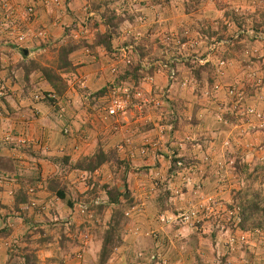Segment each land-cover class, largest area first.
Returning <instances> with one entry per match:
<instances>
[{
    "label": "rangeland",
    "instance_id": "obj_1",
    "mask_svg": "<svg viewBox=\"0 0 264 264\" xmlns=\"http://www.w3.org/2000/svg\"><path fill=\"white\" fill-rule=\"evenodd\" d=\"M141 1L151 3L152 6L150 5L149 8L152 9L144 10L143 18L136 9L132 10L130 12L132 16L137 12L135 18L138 21L135 22L138 25L134 23L130 27V25L123 24L119 34L124 35L125 38L123 39L125 40H117L114 45L116 48H124L123 43L130 38L127 36L129 32L132 28L139 27V33H135L133 44L130 46L136 48L137 45H143L145 47L148 55L142 62L143 67L149 69L150 65L158 64L156 59L159 58L161 51L164 52L165 50L163 62L166 66L170 65V61L179 59V62L172 65V69L175 71V79L170 82V68L157 67L154 70L153 81L144 80L137 91L143 94L142 98L147 99L148 103H154L155 106L145 105L142 100H139L142 102L132 101L133 105L126 110L124 115L118 118L121 128L118 132L113 133L110 122L101 123L103 119H99L97 122L98 113L96 112L93 115L88 113L93 107L90 105L87 95L99 91L108 84L109 80H112L114 76L112 73H116L115 65L119 62L121 65L127 55L126 52L118 56L119 61L117 63L113 59L111 63L107 64L108 59L101 57V60L96 62L97 65L95 66L90 65L91 63L84 64L83 61L76 58L75 61L79 64L76 70L79 67H84V70L80 72V75L76 72V76H72L70 80H67L69 87L72 89V91L68 89L71 94L65 95L55 104H51L43 97L44 91L40 90L39 85L35 83L40 80L44 82L40 78V74L31 76L29 81L34 85L36 84V86L31 91L32 95L29 94L30 98L39 94L41 97L39 104L46 103L47 105L44 113L41 112L40 108V114L35 117L36 121L40 120V123H34V125L37 126L38 124L42 127L44 131L38 134L37 128H35L33 133L29 131L31 133L28 134L30 135L29 138H17L18 142L13 145L17 150L12 153V157H14L12 163L11 158H9L11 156H6L9 181L1 184L7 188V193L2 198L0 197V229H3V227L12 229L14 227L15 230L18 229V232H16V238L12 236L13 234L11 235L14 238L13 242L11 237L9 239L0 237V255L3 258L0 264H17V256L22 257V255L30 253V250H23L26 247L31 250L38 247L35 248L38 250L34 252L37 264H96V255L99 251V235V238L94 237V234L86 236L85 244L72 248V255L70 257L66 256L63 261L58 246L59 227L51 229L50 233L54 241L49 243H28L25 241L24 235H20L21 229L30 228L32 225H37L36 223L54 222L57 225L64 223L67 234L72 230L80 238L92 229L101 230L100 233H102V230L110 223L113 207L104 210L101 222L96 212L97 207L108 205L107 195L101 189V186L112 179V172L107 167L96 170L91 175L68 172L65 165L57 166L52 161L57 158H52L49 154L48 148L55 147V145L52 146L51 135L56 132L59 134V128L66 120L67 123L70 122L73 132L77 135V137H72L73 141L76 142V145L78 142L81 144L80 148L76 147L75 144L71 143V140V142L56 150L60 158L66 155L70 157L69 165L75 163L80 157L95 151L100 133L103 134V141L110 139L107 146L112 148L122 149L120 146H123L122 144L126 139L128 140L126 141L130 149L129 152L127 151L131 163L130 169L136 167L139 170L131 173L129 177L131 197L134 203H138L135 207L133 206L134 208L132 207L133 209H130L129 214H126L130 222L122 227L128 251L132 244L141 250L142 245H144L140 244L141 239L147 233L151 235L156 231H166L168 236H164V239H169L170 245L173 246L172 249H176L180 254L181 251L184 252L190 247L188 246V239L191 236L196 237L194 229H201V226L204 228L203 222L209 221L207 223L211 227L206 235L216 239L217 250L220 249L219 251H221V254L219 253L217 256L220 264L221 259H224L227 253L240 254L238 258L242 261V264L245 260L253 264L248 258L251 254L257 258L261 256L264 260V233H261V231L258 236L251 234V232L257 231L255 229L262 230L256 228V226L264 223L261 222L264 221V170H262L264 168V127H261L260 123L252 117L255 113L264 115V43H251L250 40H254V38L248 34L246 35L249 40L244 38L234 42L238 35L243 34L245 31L255 33L250 27H255L258 31H264V24L261 23L264 21L262 20L264 18H261L264 15V0ZM63 2V0H59V4L54 5L51 2L43 3L41 0H0V83L5 89L12 88L14 92L19 88L17 91L21 92L22 95L28 93L23 70L19 67L15 68L20 65L18 63L21 62V54L17 55L18 50H12L10 47L11 44H17L15 38L19 33L28 38L26 44H17L20 48L23 47L28 51L25 56L29 55L28 58L34 59L42 66L52 65L56 56L54 49H57L59 41H63L66 35H69V32L66 34L67 28L63 30L64 26H61L64 35L66 34L65 36L60 35L58 31L49 32L45 28V30L43 29L45 31L43 40L40 37L34 40H31V38L42 31L40 29L43 28L36 23L38 22L37 19L41 18H35L39 14L40 8L38 6L41 5L49 10L51 9L49 13L59 16L61 13L63 15L66 10ZM3 3H7L8 6L4 8ZM129 6H131L130 2ZM135 7L136 5H134ZM188 7L191 8L189 13L186 11ZM9 8L10 10H8ZM30 9H32L31 12H29ZM164 11L170 13V19L167 22H165ZM47 14L48 11L46 10L44 15ZM44 15L43 24L46 23ZM13 16L14 18H12ZM234 17L238 18L239 21H244L248 27L247 30H244L243 33L242 31L239 32L237 27L234 26ZM55 19L53 21H57ZM12 20L14 22L11 23ZM127 20L129 21V19ZM139 20H141V23ZM141 24L145 25L142 26ZM91 30L87 28L85 30V36L89 37L88 39H92L90 38ZM179 30L183 31L187 43L178 44ZM220 37L222 39H218ZM45 38L49 40L44 42ZM6 40H8L7 43ZM52 40H55V42H52ZM170 41L175 44H170ZM50 42L52 45H50ZM221 42L222 44L209 55L211 44ZM49 48L51 50H48ZM10 53H13V56L16 54V56H10ZM102 53L106 52L103 51ZM207 55L210 60L205 63L204 59ZM198 59L203 60L205 64ZM182 60L189 62L195 60L203 66L209 64L213 69L214 86L218 89L216 90L214 86L212 89L205 88L204 91L201 90L200 96L196 95L199 88L190 79L189 70L180 64ZM220 61H225L228 64L221 70L216 68L217 63ZM111 70H114V72H111ZM45 84L47 85V83ZM131 84L123 86L125 89H129L130 86H133ZM167 85L169 86L168 90ZM231 92H234V95H230ZM168 93L170 95L166 98ZM236 101L241 102V104L237 105ZM99 102H102V100H99ZM160 104H162V107H166V110L172 112L176 110L178 112L181 118L177 121L175 127H161V123L171 121V116L166 113L167 120L163 119V116L161 117L165 112L157 110V106ZM194 107H202L208 110L204 113L208 116L207 122H202L201 119H196L195 123L190 122V119H193L191 112ZM249 110L253 111L252 116L249 114ZM153 113L156 116H153ZM43 114L45 115L43 116ZM153 117H155L154 120ZM89 125L92 128H89ZM67 129L70 131L69 127ZM198 129L200 130L197 131ZM64 130L62 128L60 133ZM226 131L229 134L227 133L228 135L225 137L222 133H226ZM234 133L246 134L249 139ZM232 134H234L233 137ZM220 135L222 137H219ZM8 140H11L10 136ZM119 140L123 141L117 142ZM186 148L194 149L197 152L196 158L194 153L191 154V158L196 159L195 164L188 166L185 171H182L183 174H180L176 179L170 175L166 185L160 187L167 178L170 166L169 157H172L173 152H181ZM24 149H31V151L24 153L22 152ZM201 153L203 156L200 159L199 154ZM32 154L33 156H30ZM250 156L251 158H249ZM166 157L168 158L166 159ZM247 157L249 160H247ZM25 158L30 159V165L32 164L28 168L27 174L36 178L39 172L47 176L45 178H48L49 181L57 179L60 186L66 185L67 189L72 192L73 197L77 198L78 202L74 206L80 202L88 204L91 207L90 212L80 213L65 209L63 204L55 201L54 197H51L48 192H45L47 198L43 210H36L33 204L20 205L19 208H16L15 197L17 194L14 195L12 190L14 192L21 190L20 183L24 185L25 180L22 179L26 171L23 170L20 173L23 177H20V174L19 178L14 177V171H17L15 162H21ZM140 161L144 162V166L139 165ZM40 162L44 164V167ZM244 166L246 167L244 168ZM2 177L7 178L5 174ZM151 182L148 192L145 188H148ZM11 183L14 184V188L16 186L15 189L17 190H14L13 185L9 187ZM95 185L98 188V195L92 199L88 192L92 191ZM116 187L121 193L120 199H124L122 195L126 193V189L122 182H118ZM166 189L170 191L167 201L155 205L153 201L158 198L159 194L164 197ZM203 195H205L204 198L209 196L212 199L211 202L207 201L209 203L207 205L213 206V208L219 206V213L216 216H210L208 220H204L201 215V205L203 203L199 201H202ZM32 197L30 195V201L33 203L35 199L33 200ZM94 201L103 202V204L96 205L93 203ZM249 202H252V205L256 208L258 205V212L253 213L251 218L246 220L245 213L247 211L244 207H247ZM76 207L78 208V206ZM237 207H239L238 212L243 215L241 226L237 224V220L224 217V211L227 208ZM192 212L196 216L198 215V220L195 216L196 219L191 223V226L183 217L187 214L191 215ZM214 214H216L215 211ZM85 223L89 227L81 229ZM48 230L49 228L45 229V231ZM237 230L244 231L245 239L243 242L236 243L237 245H231L228 241L231 236H235ZM176 232L178 234L174 236ZM236 236L238 235L236 234ZM161 242L164 244L163 240ZM207 242L210 243L209 240ZM3 243L8 244L9 247L15 244L17 247L8 249V246L4 247ZM164 246L165 244H157L147 254L145 250L139 251L138 255L145 254L144 258L142 257L144 262L142 260L134 264H161L159 261H152L150 256L152 254L159 255L160 259L165 261L164 251L167 248L165 247L164 250ZM244 248L246 249L245 253L243 252ZM224 252L225 254H223ZM114 253L108 264H129V261L124 263L123 253L122 255L120 251ZM228 263L230 262L228 261ZM260 264H264V262Z\"/></svg>",
    "mask_w": 264,
    "mask_h": 264
},
{
    "label": "trees",
    "instance_id": "obj_2",
    "mask_svg": "<svg viewBox=\"0 0 264 264\" xmlns=\"http://www.w3.org/2000/svg\"><path fill=\"white\" fill-rule=\"evenodd\" d=\"M113 2L114 0H111L110 2H106L107 4L106 11L101 15L100 24L103 25L105 28L103 32H101L100 30H97L94 33V37L92 39H88L86 37L81 36V38L78 39L79 42H77V40L75 39L76 36L74 35L73 31L78 30V28L77 26H75L77 24L76 21H74L75 19H73L74 22L72 26L67 28L66 30V34L69 32V35L65 34L66 35L65 39L59 43V45L56 47L57 49H54L56 56H55L54 61L52 62V65L49 64V66L48 65L42 66L34 60H28V61L21 63L17 67H15V68L19 67L23 70L24 79L26 82L29 81L28 79H30V75H35L38 73L40 74L39 75L40 78L45 83H47V85L51 89L50 91L43 92V95H44L43 97H45V99L49 101L51 104H55L56 102H58L59 99L63 98L66 95L68 88H69V84L67 83V80H70L72 76H76V67L78 65L76 66L74 65L73 55L75 52L85 51V50L88 52H92V55L94 56V61L96 63L101 60V55L98 52V50L103 49L106 51V54L108 55L106 56V58L108 59L107 64L111 63L113 59L115 63L119 61L118 56H121L122 52L120 48H116V49L113 48L112 41L114 39V36H117L119 34V31L121 30L122 25L127 21V19L132 20L134 18V16L129 15L130 13H128V11L130 10L131 12L132 10H134V5L138 4L139 1L137 0V2L132 3V0H129L131 4L130 9H129V6H127L128 4L123 5L122 7H118V6L112 7L111 4ZM186 11L187 13L191 12V8L188 7ZM14 16L16 15L14 14ZM14 16L12 18H14ZM261 18H264V15H262ZM90 20H92V18L89 19V21ZM234 20H235L234 26L237 27V30L239 32L247 30L248 27L246 26L244 21H239V19L236 17H234ZM12 22H14V20H12L11 23ZM261 23L264 24V21H262ZM250 28L254 30L255 32L254 34H258V33L264 34V31H258V29H256L255 27H250ZM127 36H129L130 38L123 43L124 47L128 48L126 50L127 55L124 57L121 65L119 64L120 62L115 65L116 73L115 72L112 73L114 75L112 80H109L108 84L102 87L99 91L87 95L90 105L93 107V109L88 111L90 115H93L94 113L97 112L98 115L102 116V118L105 117L104 107L109 104L110 98H112L111 93L113 92L114 89L115 90L119 88L123 89L124 88L123 85L132 83L131 85L133 86H130V88L128 89L127 95L130 98L134 99L136 92L140 89L141 82L146 80L148 77L154 78V75H155L154 70H156V68L159 66L162 67V65L158 63V64L150 65L149 69L144 68L142 65V62L145 58H147L148 52L146 51L143 45H137L136 48L130 46L131 44H133V38L135 37L134 33L129 32ZM178 36H179L178 44L187 43L186 42L187 38L184 37L185 35L182 30H179ZM244 38L248 39V36L244 33L240 34L238 35V37L236 38L234 42L240 41L241 39H244ZM218 39H222V38L220 37ZM45 40L47 42L46 38L44 39V42ZM5 42L7 43L8 40H6ZM250 42L253 44H257V43H260L261 41L254 38V40H250ZM170 44H175V43L170 41ZM50 45H52V43ZM10 47L12 50H19V51L22 50L20 46L17 44L15 45L11 44ZM48 50H51V48H49ZM164 53H165V50L164 52L161 51L159 58H157L156 60L164 61ZM180 64H182V66L184 65V67H186L189 70L190 79L194 83L197 84L199 89L198 91H196V95L200 96L201 90L204 91L205 88H208V89L213 88L214 83H215V78L213 76V71H212L213 69L209 64L204 65V66L199 65V63H197V61L195 60L191 62L182 60ZM112 71L113 70H111V72ZM168 89H169V86L167 85V90ZM3 90L7 91L6 89H3ZM169 95L170 93L167 94L166 98H168ZM5 97H3L2 99L4 100ZM99 100H102V102H99ZM146 105L155 106L154 103H148ZM157 108H158L157 109L158 111L165 112L164 115H161V117L163 116V119L167 120L166 113H169V115L171 116L170 117L171 121H169L168 123L166 122L161 123V127H164V128L168 126L175 127L176 124L178 123L177 121L179 120L178 112H176V110L175 112L166 110V107H162V104L158 105ZM174 116H176L175 120H174ZM192 116H193L192 117L193 119H190V122L195 123L197 118L196 116L193 115V113H192ZM116 120H118L116 117H110L106 120L103 119V122L105 121L110 122L109 124H111V127H112L111 131H113V133L118 132L119 129L121 128L119 123ZM88 127L92 128L90 127V125ZM67 128L68 127H65L64 129L68 130ZM70 134L71 132L64 133V131H62L61 133V135L64 137H67ZM109 140L110 139L103 141V134L100 133L98 135L97 146H96L95 151L89 155L80 157L75 163H70V165H69L70 157H68L67 155L61 158L52 160L53 162L56 163L57 166L65 165L67 167L68 172H80V173L91 175L96 170L103 169L106 167L108 168L109 171L112 172V175H113L112 179L108 181V183H105L101 186V189L105 191L107 195L106 197H107L108 205L97 207L98 209L96 212L99 215L100 222H101L104 210L109 207H113L112 216L110 217V221H109L110 223L105 229L102 230V233H100L101 230H98V229H92L90 232L87 231L88 235L94 234V237L97 238L98 235L100 237V238L98 237L100 240H99V251L97 252V255H96L97 257L96 264H108V262H110V260L112 259L111 257L114 256L115 254L114 252H117L121 247L126 245L125 235H123L122 227L124 224L130 222V219L127 218L126 214H129L130 209L133 206L135 207L136 203H138V202L134 203L131 197L132 196L131 192H130V188H131V183L129 180L130 174L135 173L136 171L138 172L139 170H137L136 167L133 169H130L131 163L129 162V159H128L129 158L128 152L130 150L129 146L127 145L128 140L126 139L127 141L125 140V142L122 144L123 146H120L122 149H117V147L112 148L110 146H107L108 145L107 142ZM6 141H9V140H6ZM122 141L123 140H119L117 142H122ZM187 150H190V149L186 148L181 152L175 151L172 153V157H169L170 166L168 168L167 178L161 184L160 187L166 185L167 180L170 178V175L171 177L176 179L180 174H183L182 171H185V169H187L188 166H193L195 164L194 161L196 159L191 158V156L188 153L189 151ZM121 154L124 155V157H122ZM167 158L168 157H166V159ZM139 165L144 166V162L140 161ZM262 170H264V168H262ZM39 179L40 178H37L36 180H30V182L32 183V185H34L35 183L40 181ZM118 182H122V184L124 185L126 189V193L122 195L124 199H120L121 193H119L116 187ZM151 184L152 182L149 183L148 188L147 187L145 188V190H148V192H149V188ZM45 188L47 189L50 196L54 197L55 201L61 202L70 211H72L71 209H73L74 204L78 202L76 200L77 198L73 197L72 192L67 189V186L66 185L60 186V183L57 179H51V181L48 180ZM34 193L32 194L33 196L32 198L33 200L35 199L36 203L35 202L32 203L30 201L31 200L30 195H27V192L25 190L23 189L20 190L18 195H16L15 197L16 208H19L20 205L33 204V206H35V209H37L38 200L35 197L36 195ZM169 193L170 191L166 189L164 197L161 196V194H159L158 198L155 201H153L154 204L158 205V204L163 203L164 201H167V198L169 197ZM88 194L90 195V198L92 199L97 197L98 195L97 186L95 185L92 191L88 192ZM252 204H253L252 202L251 203L249 202V205H247V207H244L246 208L245 210L248 212V213L247 212L245 213L246 220L250 219L253 213L255 214L258 212V205L256 208ZM132 214H133V211H132ZM261 222H264V221H261ZM46 226L49 229H52L55 227L60 228V230L58 231V235H59L58 246L60 247L59 253L61 252L62 254L60 255L62 261H63V258H65L66 256L70 257L72 255V248L76 247L77 245L83 246L84 243H81L80 238H78L79 235L78 234L75 235V233H73L72 230H70V233H68L70 234V237H68V234L65 230L64 223L57 225V223L48 222ZM86 227L88 228L89 225L85 223L82 225L81 229H85ZM256 228L264 230V223L258 224ZM255 230H258V229H255ZM35 232L37 233H34V234L39 235L38 239L37 238L34 239L38 243H43V242L49 243L53 241V237H49V235L47 236V234L45 233L44 227L39 228V230ZM152 234L155 237L154 240H156L157 238L159 239V234H157L158 236L154 233ZM253 234L258 236L259 233L254 232ZM11 235H12V229L10 227H7V228L3 227V229H0L1 238L9 239ZM30 237H31L30 235L25 237V241L28 243H33L30 241ZM11 241L13 242L14 239H11ZM163 241L165 244L163 249L164 250L166 248L168 249V247L171 246L169 243V239H165ZM176 241H177V238H176ZM161 244L164 245L163 243ZM188 246L190 247L184 250V252L181 251L180 254L189 255L190 253L197 259L198 262H200V258L195 252L196 247L193 245V241H191V243L189 242ZM16 247L17 245L14 244L13 246L11 245L10 247L8 246V249L16 248ZM28 248L26 247V249H23V250L24 251L30 250V253L25 254L24 256L22 255V257L16 255L18 259L17 264H37V259L34 253L35 251H37V249L31 250ZM173 250H175L176 254H178V251H176V249H173ZM243 252L244 253L246 252L245 248L243 249ZM144 255L142 254L138 255V253H134L131 250L130 252H128L129 264H134L142 260H143L142 262H144V259H143ZM226 257H224V259H221L222 260L221 264H232L231 262L228 263ZM244 264H250V263L246 262L245 260Z\"/></svg>",
    "mask_w": 264,
    "mask_h": 264
},
{
    "label": "crops",
    "instance_id": "obj_3",
    "mask_svg": "<svg viewBox=\"0 0 264 264\" xmlns=\"http://www.w3.org/2000/svg\"><path fill=\"white\" fill-rule=\"evenodd\" d=\"M63 1H64L63 5H64V8L66 10H65V13L63 15L61 13L59 16L54 14V13H49L51 9L49 10L48 8H44V6L42 7L41 5L38 6L40 8L39 9V14H37L38 16H35V15L34 16H35V18L41 17V18L37 19L38 22H36V23L39 24V26L41 25L43 27L40 30H43V29L45 30V28H46V29H48L49 32L58 31L60 33V35L65 36L63 30L66 29V28L71 27L73 22L76 21L77 24L76 25L74 24V25L77 26L78 30H75L76 32L74 31V35L76 36V37L75 36L74 37L77 40V42H79L78 39H80L81 36L82 37H86L85 36L86 28L87 29H92L90 38L94 37V33L97 30H100L101 32H103L105 30L104 26L100 24V20H101V15L106 11V5H107L106 2H110L111 0H63ZM120 2L122 4H120ZM143 3H145V4H143ZM150 4L151 3H147L145 1H141L140 0L139 3L136 4V7L134 9H136V11L138 12V14H140L141 17L142 16L144 17V10L152 9V8H149ZM111 5H112V7L113 6L122 7L123 5L129 6V0H114V2ZM151 6H152V4H151ZM129 9H130V6H129ZM46 10L48 11V14L44 15ZM136 11H134V12H136ZM137 12H136V14H137ZM139 12H141V13H139ZM128 13H130V10L128 11ZM164 13H165L164 16H165V19H166L165 22H167L170 19L169 18L170 17V13H169V11L168 12L164 11ZM136 14H134V18L132 20H129V21L127 20L124 23V25L125 24L126 25H130V27H131V24H134V23L138 25V23H136L138 21V19L135 18ZM43 15L45 16V20H46V23H44V24L42 23L43 22L42 20H44L43 19L44 18ZM55 18H57V19H55ZM83 18H85V19H83ZM91 18H92V20L89 21V19H91ZM54 19L57 20V21H53ZM73 19H75V20L73 21ZM34 21H35V19H34ZM139 22L141 23V20H139ZM144 25L145 24H143L142 26H144ZM61 26H64L63 30L61 29ZM138 29H139V27L135 28V29L132 28L130 33H134V35H135L136 32L139 33ZM86 38H89V37H86ZM123 38H125V37L122 34L121 35L118 34L117 36H114V39L112 41L114 49H116V47L114 45L115 41L121 40ZM48 40L49 39L47 38V41ZM55 40H52V42H55ZM123 40H125V39H123ZM60 42L61 41H59V43ZM21 49L22 50H20V51L16 50L17 51L16 52L17 55L21 54V62L18 63V64H21V63H23L25 61H28V60H34V59H31V58H28L29 55L28 56L24 55L23 47ZM103 51H105V50H103V49H99L98 50V52L100 53L101 57L105 58L108 55L106 53H102ZM16 54L13 56V53H10V56L15 57ZM73 57H74L73 59H74V65L75 66L79 65L75 61L76 58H79V60L83 61L84 64L86 63L88 65V64L91 63L90 65H94V66L97 65V63H95V61H94V56L92 55V52H88L86 50L85 51H78V52L74 53ZM13 66H14V64H13ZM83 70H84V67L83 68L79 67L76 70V72H77L78 75H80V72L83 71ZM31 76H33V75H30V79H31ZM30 79H28V80H30ZM35 83L39 85V89L40 90H43V91H50L51 90L50 87L48 85H46L44 82H42L41 80L40 81H36ZM26 84H27L26 87H27V90H28L27 95H22L21 92H18L17 90H19V88H17V90L14 91V92H13L12 88H9L8 90L6 89L7 90L6 91L7 94H6L5 99L1 100V103H2V106H3V112H2V115H0V197L1 198L4 195H6V193H7L6 192L7 188L3 187V185H1V184H2V182H8L9 181L8 180V178H9L8 177V170L6 169V161H7V157H9V156H11V157H9V158H11L10 159L11 163L13 162L12 160H14L13 159L14 157H12L13 156L12 153H14V151L17 150V149H15V146H13L14 144H16L18 142L16 139L19 138V137L29 138L30 135H28V134L33 133L35 128H37V133L38 134L41 133V132L43 133V131H44L42 129V127L38 126V124L36 126V125H34V123L35 122L40 123V120L36 121L35 117L40 114V110H39L40 108H41V112L44 113L47 105H46V103L45 104L44 103L39 104V103L33 102V99L30 98L29 94L32 95L31 91L33 89H35L34 87L36 86V84L34 85L30 81H27ZM0 88H4L5 89V87L1 86V83H0ZM68 89H70V91H72V89L70 87ZM70 91H68L66 96L71 94ZM201 106L203 107V105H201ZM202 107L201 108H198V107L195 108L194 107V109L191 112V114L193 113V115L196 116V118L198 120L201 119L202 122H205V121L207 122L208 121V119H207L208 116L205 115L204 113L206 111H208V110L207 109H203ZM169 111H171V110H169ZM44 115L45 114H43V116ZM153 116H156V114L153 113ZM180 118L181 117H179V120H180ZM39 119H41V117H39ZM99 119L100 120L103 119L101 115H98L97 121H99ZM154 119H155V117H153V120ZM175 119H176V116H175ZM64 121H65V119H64ZM102 122H103V120H101V123ZM65 127H69L70 128V132H71V134L69 136H67V137L62 136L61 133H60V130L62 128H65ZM199 130L200 129H198L197 131H199ZM29 131H31V133ZM227 133L228 132L226 131V133L223 132L222 134H223V136L226 137L229 134V133L228 134ZM38 134H37V136H38ZM234 134L235 135H240L242 137L245 136L244 138L249 139V137H247L248 135H246V134H236V133H234ZM234 134H232V137H233ZM8 136L11 137V140L6 141V138ZM74 136L77 137V135L73 132V128H71L70 122L67 123V120H66L65 123H63L62 126L59 128V134L56 132V133H53V135H51V138H52L51 139V143H52V146L55 145V147L54 148L53 147L52 148L49 147L48 151L50 152L49 154L52 156V158H60L57 155L56 150L59 149L61 146L71 142V140H72L71 143L75 144L76 142L73 141L74 139L72 138ZM219 137H222V135H220ZM75 146L80 148L81 144H79V142H78L77 145L75 144ZM29 151H31V149L22 150V152H24V153H27ZM187 151H189L188 153H189L190 156H191L192 153H194L195 155L197 154V152L194 149H190V150H187ZM33 152H35V151H33ZM16 153H18V152H16ZM201 154H199V156H201L200 159L203 156V154L202 155ZM30 156H33V154L30 155ZM55 156H58V157H55ZM196 157H197V155L195 156V158ZM249 158H251V156ZM249 158L247 157V160H249ZM29 160L30 159L27 160L25 158L21 162H15L17 171L16 170L14 171V177H18L19 178V174L23 170L26 171V173H24L25 174L24 178L22 179V180H25V182L23 183L24 185H22L20 183L21 190L22 189L25 190L27 192V195H28V191L30 189H33L34 192L36 193V194L35 193L34 194L36 195V198L38 200L37 201L38 209H36V210H40V209L43 210L44 202H45V199L47 198V196L45 195L46 194L45 192H48L46 190V188H45L46 184L48 182V178H45L47 176H45L42 173L40 174L39 172L37 173L36 178L34 176H30L29 174H27L28 168L31 167V165H32V164L30 165L31 162ZM15 161H17V160L15 159ZM11 163H10V165H11ZM39 165H38V167H39ZM41 165L44 167V164L41 163ZM245 167L246 166H244V168ZM4 174H5V177H7V178L2 177ZM20 177H23V176L20 174ZM37 178H40L39 179L40 181L35 183L34 185H32L30 180H36ZM12 185H13V188H14V184L13 183H11L9 185V187L10 186L12 187ZM33 186H35L36 188L33 187ZM15 188H16V186H15ZM15 188H14V190H17ZM12 192L14 193V195H15V193L18 195V193H19L18 191L14 192L13 190H12ZM9 193H11V192L9 191ZM204 197H205V195L202 196V201L200 200L199 202H202V203L205 202V206L209 207V206H207V203H208L207 201L209 199L207 201H206V199L210 198V197L209 196H207V198H204ZM63 207L66 209V207L64 205H63ZM144 218H146V217H144ZM207 222H209V221H207ZM207 222H205V221L203 222V225H204L203 230L202 229H194L196 237H192L191 236L188 239V241L190 243H191L190 240L193 241V245L196 247L195 252L199 256L200 262H198L197 259L193 255H191L190 253H189V255L176 254L175 250L172 249L173 246L171 245L170 247H168V249H166L164 251V258L168 260V264H207V263L212 264L218 259L217 256H218L219 253L221 254V251H219L220 249L217 250V245H215L216 244V241H215L216 239L215 238L212 239V236L209 237L208 235H206L208 229H210V227H211L209 225V223H207ZM36 224L37 225H32L30 228H26L24 230L21 229L20 230V235L23 234L24 237H27L28 235H30L31 236L30 237V241L31 242H37L34 239H36V238L38 239L39 235L38 234H34V233H37L35 231H38L39 228H42V227H44L45 229L48 228V227L46 226L47 222H45V223H36ZM50 231H51V229H49L48 231H45V233L47 234V236L49 235V237H52V234L50 233ZM146 231L148 232V230H146ZM16 232H18V229L15 230V228L13 227L12 228V234H13L12 236L14 238H16L15 236H17ZM154 234H156V235L159 234V239L157 238L156 240H154L155 239L154 235L151 236V235H149V233H147V235L143 236L144 239L143 238L141 239L142 242L140 244H144V245H142L141 250H139V248L137 246H134V244H132V246L129 247V251H128L126 245L121 247L117 252L120 251L121 255L123 253V261H124V263L126 261H129L128 252H130L131 250L134 253H139V251L145 250V252L147 254V253L150 252V250L152 251L157 246V244H161L162 240H165L164 236H168L166 231H164V232L163 231L162 232L161 231H156V233L154 232ZM177 234H178L177 232L174 233V236H177ZM68 237H69V234H68ZM14 238H12V239H14ZM208 240L210 241V243L207 242ZM155 244H156V246H155ZM260 244L262 246L261 242H260ZM35 248H38V247H35ZM35 248H33V249H35ZM217 251H218V253H217ZM125 252H127V254H125ZM223 254H225V252ZM226 255H227V257H226L227 260L229 262H231L232 264H242V261L238 258V256H240V254L227 253ZM250 257H251V259H250ZM248 258L251 261V263H253V264H260V263L264 262V260H262L261 256L257 258L256 256H253V254H251ZM1 260H3L2 255H0V261ZM196 262H198V263H196Z\"/></svg>",
    "mask_w": 264,
    "mask_h": 264
},
{
    "label": "built area",
    "instance_id": "obj_4",
    "mask_svg": "<svg viewBox=\"0 0 264 264\" xmlns=\"http://www.w3.org/2000/svg\"><path fill=\"white\" fill-rule=\"evenodd\" d=\"M41 1L43 3L51 2L54 5H58L59 4V0H41ZM135 2H137V0H132V3H135ZM7 6H8L7 3H3V7L4 8H6ZM8 10H10V8ZM31 11H32V9L29 10V12H31ZM10 16H12V15L10 14ZM242 33H243V31H242ZM244 33L248 34V35H250V37L258 39L262 43H264V34H262V33L254 34L253 32H249V31H245ZM20 34L21 33H19L16 36V38H15L16 43L17 44H26V42H27L26 40L28 38L23 36V34H21V35ZM43 36H45V32L44 31H39L38 33L35 34V36H33V38H31V40L38 39L39 37L42 39ZM182 44H185V43H182ZM220 44H222V42L221 43H216V44H211V46L209 48V55H211L212 52L214 51V49H216ZM127 49H128L127 47L120 48L122 53H125ZM209 60H210V57L207 55V57L204 59V62L208 63ZM199 61L201 63H204L203 60H199ZM176 62H179V59H174V60L170 61V65L166 66V64L163 61H157V63H160L163 67L170 68V73H169L170 82H171V80L175 79V73H174L175 71L172 69V65L174 63H176ZM226 65H228L227 62L220 61V62L217 63L216 68L221 70ZM112 72H114V70ZM146 80L151 82V81H153V77H148ZM214 88L216 90L218 89V87H216V86H214ZM3 89L4 88H0V115L3 112V106H2L1 100L7 94L6 91L3 90ZM127 94H128V89H125V87L123 89L119 88V89H116V90L114 89L113 90V92L111 93V97L112 98H110L109 104L104 107V111H105V117H103L104 120H106V119H108L110 117H116L118 119L121 115H124L126 110L129 109L133 105L132 101L137 100L138 102H142L143 101L144 103H148L147 99L142 98L143 94L141 92H137L135 94V96H134V99L130 98ZM230 95H234V92L233 93L231 92ZM32 99H33V102H35V103H39L41 101V97L39 96V94H36L35 96H33ZM139 100H142V101H139ZM236 102H237V105L241 104V102H238V101H236ZM234 109H236V107H234ZM249 114L252 116L253 111L249 110ZM252 117H254L258 121V123H260L261 127H264V115H262L261 113H255V114H253ZM116 121L118 122V120H116ZM69 132H70L69 130H64V133H69ZM8 137L6 138V140H8ZM33 193H34L33 189H30L28 191L29 195H32ZM207 200H208V202L212 201L211 198H207L206 201ZM93 203L96 204V205L103 204V202L101 203V202H98V201H94ZM203 204L201 205V215H202L204 220H208V218L210 216H216L219 213V206H217L216 208H213V206H209V205H207L209 207H206L205 206V202ZM207 204H209V203H207ZM76 206H78V208ZM76 206H74L73 209H71V210L72 211H77V212H80V213H89L90 210H91V207L88 204H85V203H81L80 202ZM214 211L216 212V214H214ZM238 211H239V207H237V208H227L224 211V217L227 218V219H235V220H237V222H238L237 224H240V226H241L243 215L240 212H238ZM190 214L191 215H188V214L185 215L183 217V219L186 222H189V224L191 225V223H193V221L196 219L195 218L196 215H195L194 212H192ZM196 217H197V220H198V215ZM198 224H200V223H198ZM195 229H199V228H195ZM201 229L203 230L202 226H201ZM243 232L244 231H241V230L235 231V233L238 236H236V234H235V236H231V238H230V240L228 242H230L231 245H233V244L235 245L238 242H243V240L245 239ZM260 232H261V230L255 231V233H260ZM253 233L254 232H251V234H253ZM261 233H264V230H262ZM85 239H86V234L84 236L80 237L81 243L85 244ZM3 246H7V245L3 243ZM150 258H151L152 261H158L160 256L159 255H152V256H150ZM162 263L166 264L167 262L166 261H162ZM212 264H220V262L218 260H216Z\"/></svg>",
    "mask_w": 264,
    "mask_h": 264
},
{
    "label": "clouds",
    "instance_id": "obj_5",
    "mask_svg": "<svg viewBox=\"0 0 264 264\" xmlns=\"http://www.w3.org/2000/svg\"><path fill=\"white\" fill-rule=\"evenodd\" d=\"M21 48H22V47H21ZM23 50H24V48H23ZM144 104L146 105V104H148V103H144ZM85 233H86V232H85ZM86 236H88V233H86ZM80 241H81V240H80ZM152 255H154V254H152ZM152 255H151V256H152ZM158 261H159V263L163 264L162 261H164V260H161V259L159 258ZM165 261L167 262L166 264H168V260L165 259ZM154 262H155V261H154Z\"/></svg>",
    "mask_w": 264,
    "mask_h": 264
},
{
    "label": "water",
    "instance_id": "obj_6",
    "mask_svg": "<svg viewBox=\"0 0 264 264\" xmlns=\"http://www.w3.org/2000/svg\"><path fill=\"white\" fill-rule=\"evenodd\" d=\"M24 55L28 54V51L26 49L23 50Z\"/></svg>",
    "mask_w": 264,
    "mask_h": 264
}]
</instances>
